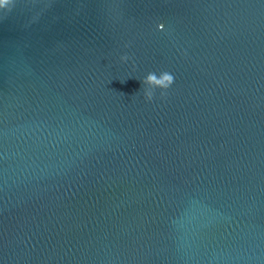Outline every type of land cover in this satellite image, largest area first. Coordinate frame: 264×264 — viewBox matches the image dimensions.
Returning <instances> with one entry per match:
<instances>
[{
    "label": "water",
    "instance_id": "obj_1",
    "mask_svg": "<svg viewBox=\"0 0 264 264\" xmlns=\"http://www.w3.org/2000/svg\"><path fill=\"white\" fill-rule=\"evenodd\" d=\"M0 264H264V0L0 9Z\"/></svg>",
    "mask_w": 264,
    "mask_h": 264
},
{
    "label": "clouds",
    "instance_id": "obj_2",
    "mask_svg": "<svg viewBox=\"0 0 264 264\" xmlns=\"http://www.w3.org/2000/svg\"><path fill=\"white\" fill-rule=\"evenodd\" d=\"M12 3V0H0V9H4L6 5ZM158 29H162L163 25H158ZM122 60H127V56L121 57ZM174 83V76L165 71L161 72L157 75L155 72L148 73L144 79L141 81V84L144 87V99L146 101H151L153 99V95L155 90L159 89L161 97H163L166 91L172 86Z\"/></svg>",
    "mask_w": 264,
    "mask_h": 264
}]
</instances>
